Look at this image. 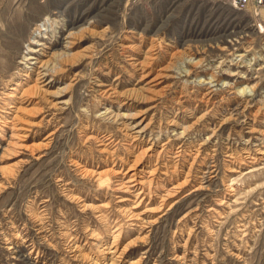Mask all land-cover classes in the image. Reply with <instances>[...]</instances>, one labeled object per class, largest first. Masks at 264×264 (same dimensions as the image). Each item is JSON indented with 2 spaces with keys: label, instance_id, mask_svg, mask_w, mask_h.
Instances as JSON below:
<instances>
[{
  "label": "rangeland",
  "instance_id": "1",
  "mask_svg": "<svg viewBox=\"0 0 264 264\" xmlns=\"http://www.w3.org/2000/svg\"><path fill=\"white\" fill-rule=\"evenodd\" d=\"M36 27L54 51L75 32L80 41L69 52L79 59L48 88L66 93L17 102L24 130L1 126L0 264H264V8L0 0V52L13 57L0 68V108L9 76L28 65ZM135 57L150 62L143 81ZM152 76L148 94L139 88ZM109 87L115 100L102 92ZM47 99L67 102L56 109ZM110 112L150 119L146 137L154 140L171 117L187 126L141 156L147 173H139L138 197L115 171L127 169L120 157L131 162L140 150L128 147L120 124L132 120Z\"/></svg>",
  "mask_w": 264,
  "mask_h": 264
},
{
  "label": "bare ground",
  "instance_id": "2",
  "mask_svg": "<svg viewBox=\"0 0 264 264\" xmlns=\"http://www.w3.org/2000/svg\"><path fill=\"white\" fill-rule=\"evenodd\" d=\"M219 1H221V0H219ZM250 9H252V8H250ZM40 28L39 27L34 28V30L29 35V39L26 42V50H27L26 56L27 57L25 58V61H26V64H28V65L24 66L23 68L22 67L18 68V71L15 74H11L9 76V80L7 81V84H8V87L6 88L7 91L4 93V97L2 98L3 99L2 105L0 108V130H1V132L4 131L3 128L1 127L2 125H6V126L11 125L12 127H15V128H13L15 130H19V129L24 130L25 127L18 126V124L16 123V121H17L16 113L18 111L17 102L19 100H21L22 96H26L27 94H32V95L41 94L43 96L44 95H50L54 98L55 97L57 98V97H59L57 95H59L60 93H62V94L66 93V87L65 86L57 88V90H58L57 95L50 94L51 91H49L48 88L52 87L54 85L55 82L53 81V79L61 73L60 70L63 68V66L68 65L67 62L71 61L73 65H77L76 62H78L79 58H77V60H76L74 57L75 56L74 53L69 52L80 41L78 36H76V33L75 32H68L63 38L64 39V41H63L64 45L62 46V49L60 51H54V50H52L54 45H51V43L46 44V42L44 41L46 36L43 35V33H42L43 30ZM9 50H11V49L9 48ZM44 50L48 51V54L41 53V51H44ZM83 54H85V53H83ZM84 56L87 58H91L90 52H88V51ZM148 56H147V58H148ZM76 57H79V56H76ZM152 57H150V59ZM12 58L13 57H12L11 52L9 54L5 51H3V52L1 51L0 52V68L1 69L10 68V66L12 65V60H13ZM145 59L138 60V57H135L133 62L131 60V62L134 63L133 65L136 67V69L139 72L140 81H143L145 78H147L151 74L149 66H148V64L150 62L145 60ZM73 61L75 63H73ZM169 62H171V61H169ZM20 64H22V63H18L17 65L20 66ZM134 66H133V68H134ZM166 67H168V66H166ZM164 73L166 74V72H164ZM157 74H159V72ZM155 78H154V76L149 78L150 80L147 81V83H146V84H148L147 87L141 85L139 89H143L146 93L150 94L151 91H153V88L151 86H153L155 84L154 83ZM73 79H75V77ZM136 80L137 79H135V81ZM114 89L112 87H109L108 89L106 88L105 90H102V92L104 91V93L107 96L112 95V97L115 100L116 94H115ZM139 89H138V91H139ZM203 92H205V91H203ZM135 93H136L135 91L131 90L129 92V96L132 94H135ZM154 94H155V92H154ZM203 96H204L205 100H208L212 96L211 91L205 92L203 94ZM31 97H34V96H28L27 100H30V102H33V100H35V99L31 98ZM125 100H129V98H124V101H123V103L125 102L124 104L127 103ZM47 101H48L47 103L49 104V106L51 108L56 107V109H60L61 106L67 102V100H58L56 102H53V100H48V99H47ZM11 110H12V112H11ZM208 111H206V112H208ZM136 113H138V112L127 113V115H122L119 113L110 112V115L112 117H114L116 120H120V118H127V119L129 118L132 120L130 122H129V120H128V122L123 120L120 122V124H121L122 129L125 131V132L124 131L123 132L126 133V135L129 137L128 138V141H129L128 147L131 148L132 152L134 149L139 148L140 150L138 153L133 154L134 158L131 160V162H130L129 158H128V161L126 160V162H125V160L123 161L120 157L119 158L121 161L120 168H124L123 165H124V163H126L127 169L125 172H122V171L116 170V169H115V171L122 173V175H121L122 177L119 179L118 185L120 187H123L126 190H131V189H133L134 191L136 190L137 193H136V195H134V197H136V196L138 197L144 192V183H143V179H142L143 176H140L139 173L145 174V173H147V171H146V165L140 161V159L142 158L141 156L147 155L150 157L151 155L156 153L157 146H160V147L165 146V144L168 141H164V139L169 138V133H172L173 135H175L176 136L175 139H177V138L181 137L182 133L185 132V129L187 130V126H184V124L179 123L177 121V119H175V117H171V118H169V120H167V125H166L165 131L164 132H163V130H162V132L157 131L156 132L157 138H155V140H154L153 138L146 137V135H147L146 131L150 127V121H149L150 119L146 122H145L146 117H142L141 119H137L140 116H138V114H136ZM13 114H15V115H13ZM204 114H205V112H204ZM9 115H12V117ZM188 127H191V126H188ZM177 129H180V132H178ZM261 132H264V130H260V133ZM19 134L20 133H18V135ZM23 135L21 134L19 136H23ZM161 141H163V142H161ZM104 148H106V147H104ZM259 153L264 154V151L259 152ZM93 172L96 173L95 170L92 171V173ZM98 174H100V173H98ZM127 176H128V178L124 181L123 179ZM111 245L112 246H110L109 249L116 247L115 244H111ZM109 253H114V250H112V251L110 250Z\"/></svg>",
  "mask_w": 264,
  "mask_h": 264
},
{
  "label": "built area",
  "instance_id": "3",
  "mask_svg": "<svg viewBox=\"0 0 264 264\" xmlns=\"http://www.w3.org/2000/svg\"><path fill=\"white\" fill-rule=\"evenodd\" d=\"M235 11H245L250 8L256 10L264 8V0H221Z\"/></svg>",
  "mask_w": 264,
  "mask_h": 264
}]
</instances>
